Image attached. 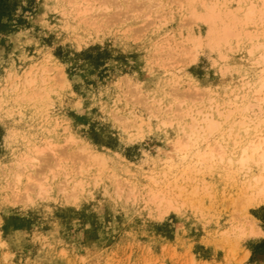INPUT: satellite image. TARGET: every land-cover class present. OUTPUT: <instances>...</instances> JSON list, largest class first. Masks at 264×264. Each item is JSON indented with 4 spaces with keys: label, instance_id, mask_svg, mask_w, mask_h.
Returning <instances> with one entry per match:
<instances>
[{
    "label": "rangeland",
    "instance_id": "1",
    "mask_svg": "<svg viewBox=\"0 0 264 264\" xmlns=\"http://www.w3.org/2000/svg\"><path fill=\"white\" fill-rule=\"evenodd\" d=\"M0 6V264H264V0Z\"/></svg>",
    "mask_w": 264,
    "mask_h": 264
},
{
    "label": "bare ground",
    "instance_id": "2",
    "mask_svg": "<svg viewBox=\"0 0 264 264\" xmlns=\"http://www.w3.org/2000/svg\"><path fill=\"white\" fill-rule=\"evenodd\" d=\"M252 8V7H251ZM247 10V8H246ZM250 10V9H248ZM248 12V11H247ZM209 13V12H208ZM249 13H251V10L249 11ZM248 14V13H247ZM253 14H254V11H253ZM246 15V14H245ZM208 16V15H207ZM248 16L250 17L251 15L248 14ZM246 17V16H245ZM253 17V15H252ZM44 77V76H43ZM27 78V77H26ZM30 78H28L25 82H27L28 84L31 82L29 81ZM43 78H41L42 80ZM25 80V78H23V81ZM32 80V79H30ZM44 80V79H43ZM29 81V82H28ZM23 85V83H21ZM16 86V85H15ZM40 87H38L39 89ZM18 95V94H17ZM22 95V94H20ZM24 96V95H23ZM27 96V95H26ZM260 100V99H259ZM258 100V101H259ZM189 134V133H188ZM188 137L190 138V135H188ZM192 138V137H191ZM190 138V139H191ZM195 140H192V142H194ZM189 142V141H188ZM188 142L186 141H177L176 143H173L175 144V150L177 149L179 151V149L182 151V152H185L186 150L189 149L188 147ZM247 144V143H246ZM193 145V144H192ZM219 145V144H218ZM212 146V145H210ZM173 148V149H174ZM242 149L240 150L241 152H239V155L237 157V161L239 162V164L241 165H246L247 163L253 161L254 164H260V169H263L264 170V133L260 134L258 137L256 138H252L251 140H249V143L247 145H243L241 147ZM210 149V148H209ZM176 150V151H177ZM216 150V148L214 147L213 149L211 150H207L206 148L204 149H201V150H197L195 152V155H194V159H193V162L195 163H200L202 161H204L207 157H212L214 156V153L213 151ZM223 150V149H222ZM219 153H220V150L218 149L217 150ZM224 152V151H223ZM181 153V152H180ZM182 155H185V154H182ZM223 156V155H222ZM32 158V157H31ZM19 177V175H17ZM17 177V179H18ZM36 178V177H34ZM252 181L251 184H247V186L245 187L246 190H247V187H253L252 190H248V191H251V193L249 192V194L247 195L246 193H243V195L245 194V196L247 195V198L245 200H247V203H252V204H257L259 202H264V172L262 173H258L254 176H252ZM42 181V180H41ZM37 185L39 184L40 181H37ZM36 183V182H35ZM42 185V184H41ZM249 185V186H248ZM35 186V184H34ZM40 188V187H39ZM245 190V189H244ZM248 191H245V192H248ZM244 192V191H243ZM155 195V194H154ZM244 203V202H243ZM171 204V203H170ZM246 204V202H245ZM169 206V205H167ZM252 220V223H253V219ZM250 220V221H251ZM250 223V222H249ZM255 223V222H254ZM253 223V224H254ZM244 228V227H243ZM243 228H241V230L239 231L241 234L243 231ZM261 228V227H260ZM258 227H254L253 226V229L251 228L253 234L257 233L256 235H258L259 233L262 232V229H260ZM245 230V229H244ZM251 230H249L251 232ZM251 232V233H252ZM231 233V232H230ZM239 234V233H238ZM237 235V234H236ZM239 237V235H238Z\"/></svg>",
    "mask_w": 264,
    "mask_h": 264
},
{
    "label": "trees",
    "instance_id": "3",
    "mask_svg": "<svg viewBox=\"0 0 264 264\" xmlns=\"http://www.w3.org/2000/svg\"><path fill=\"white\" fill-rule=\"evenodd\" d=\"M1 7V6H0Z\"/></svg>",
    "mask_w": 264,
    "mask_h": 264
}]
</instances>
